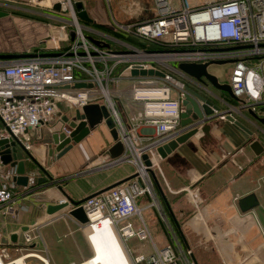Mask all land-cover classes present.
I'll return each mask as SVG.
<instances>
[{
  "label": "built area",
  "instance_id": "1",
  "mask_svg": "<svg viewBox=\"0 0 264 264\" xmlns=\"http://www.w3.org/2000/svg\"><path fill=\"white\" fill-rule=\"evenodd\" d=\"M47 1L55 12L49 16L54 21L64 20L60 17L63 11L54 10V5L67 7L74 30L66 32L65 27L60 28L62 36L50 35L44 41L45 50L35 57L0 61L3 124L0 139H18L30 150L31 130L46 127L51 134L61 132L71 136L74 129L64 121L60 106L68 104L79 110L91 104L105 106L125 147L115 163H131L137 176L85 201L82 204L88 218L85 227L91 232L107 222L122 243L130 264H195L191 250L184 252L177 245L160 248L152 238L143 217L146 209L143 200L149 199V206L157 208L162 217L164 212L150 171L161 172L159 147L208 120L182 126L185 112L182 102L189 95L188 84L214 93L209 86L203 87L180 71V64L231 63L233 69L227 85L241 106L236 109L216 96L219 104L227 107L225 115L233 116L234 110L248 111L264 120V0H209L191 8L182 0L181 9L171 7L168 0H152L154 8L144 18H141L144 14L141 0H125L127 15L137 19L126 25L113 16L111 5L116 0H102L113 20L105 26L110 34L82 26L72 0ZM52 29L56 28L51 25ZM86 32L92 36L85 35ZM116 34L134 41L123 40ZM135 70L162 72L164 77L135 76L132 74ZM122 83L130 85L127 91L112 90ZM76 84L93 87L77 89ZM118 97L140 106L131 127L122 120ZM142 123L151 124L157 130L156 138H149V144L145 145L135 137ZM58 125L59 129L54 130ZM145 156L150 166L146 165ZM16 177L14 169H4L0 162V214L4 217H16L21 210H27L17 202ZM185 192L198 209L193 190L186 188ZM67 201L62 199L58 204ZM134 218L138 219L139 226L133 224ZM23 239L22 245L10 246L14 257L8 247H0V264H28L30 259L50 264L47 250L42 247L39 226L30 227ZM131 240L142 246L148 244L149 250L143 249L134 255L128 245Z\"/></svg>",
  "mask_w": 264,
  "mask_h": 264
},
{
  "label": "crops",
  "instance_id": "2",
  "mask_svg": "<svg viewBox=\"0 0 264 264\" xmlns=\"http://www.w3.org/2000/svg\"><path fill=\"white\" fill-rule=\"evenodd\" d=\"M24 6V3L0 2V15H3L0 16V54H37L45 50L43 40L47 39L48 32L41 22L37 27L42 28L28 26V33L22 34L24 41L35 43L33 46H37V51L28 50L32 44L19 51L2 44L8 31H13L8 28L13 25L12 22L28 23L27 20H20L24 16L15 15L16 11L24 12ZM5 28L8 29L5 31ZM188 85V88L221 106L222 111H226L227 107L219 104L216 96L235 106V100V103L230 101L227 95L210 86L208 89L214 95L195 84ZM118 103L122 120L127 127H131L134 117L141 110L140 106L123 97ZM75 110L60 106L64 121L65 117L72 121ZM249 116L263 124L262 118L251 113ZM244 118L252 123L249 118ZM235 119L238 120V116ZM59 126L54 130H58ZM244 126L253 136L223 117L208 118L198 125L197 134L187 143L178 145L166 158H160L161 172H153L164 197L152 177L163 217L157 208L149 206V199L143 200L144 207L151 211L145 222L155 243L152 231L157 233L162 247L177 245L184 252L191 250L195 264H264V125ZM31 132L29 151L35 161H23L26 168L24 176L29 177V185L18 184L17 190V202L27 210H21L16 217L0 214V247H8L14 257L10 246L16 243L22 245L24 232L35 225L39 226L42 247L47 250L50 264H83L89 260L97 264H120L125 251L108 226L89 234L85 225L68 215L73 207L54 215L47 214V207L58 205L60 200L67 198L80 201L130 181L136 174L135 166L115 163L124 153V145L113 138L112 130L104 121L58 159L49 155L48 145L52 135L49 129L43 127ZM156 135V127L147 123H142L135 133L142 145L149 144V138L155 139ZM118 142L123 146V153L112 158L110 151ZM255 142L260 144L258 153L252 149ZM63 166L65 170L61 169ZM4 169H14L17 176L20 175L18 167L8 165ZM60 172L66 174L59 176ZM186 188L195 193L198 209L186 194ZM250 194L256 195L259 205L254 210L242 212L239 201ZM143 249L148 251L149 245H139L138 253ZM51 251L55 257L59 255L65 259L58 261L53 256L50 258ZM31 261L41 264L37 259L28 260V264Z\"/></svg>",
  "mask_w": 264,
  "mask_h": 264
},
{
  "label": "water",
  "instance_id": "3",
  "mask_svg": "<svg viewBox=\"0 0 264 264\" xmlns=\"http://www.w3.org/2000/svg\"><path fill=\"white\" fill-rule=\"evenodd\" d=\"M75 7L78 12V16L81 20L86 21V22L92 21L82 1L75 2ZM53 9L56 11L62 10L64 13L68 12L67 7L66 6L61 7L60 4H55ZM0 16H3V15H0ZM96 43L98 44V42ZM57 55L58 54H43L42 56H57ZM35 56L37 55L36 54H0V61L15 60L19 58L35 57ZM212 64L222 65L224 63H208V64H203V65L184 63V64H180L178 68L180 71L185 73L188 77L193 78L203 87L212 86L214 90L225 92L230 97H232L234 100H237L234 97L232 89L229 85L221 84L216 76L211 75L208 72V67ZM132 74L135 76L155 75L158 77H164V74L162 72H154V71H146V70H140V71L135 70L133 71ZM85 87L92 88L93 85L91 84L88 86L85 84L75 85V88L77 89H81ZM187 92L189 93V95H187L186 98L182 102V105L185 109V112L182 113V126H187L194 122L203 121L205 118L225 116V118L228 121L237 125L239 128L244 130L250 136H253V133L246 126H244L243 123H241L240 121H238L231 115H225V112L222 111L221 106L208 100L206 97H203L202 95L196 93L190 88H187ZM103 118L105 119L106 125L112 130L113 138L117 140L118 133H117V130L114 128V122L109 116V112L107 108L105 106L101 107L99 105H87L81 110L78 109L75 111V116L73 117L72 121H69V119L65 117V122L69 123L70 126L74 129L70 137H66V135L61 132L54 133L51 135V143L48 145L49 155L56 156V158L58 159L64 156L73 147L74 144H79L84 139H86L91 134L92 129H94L97 125L102 123ZM197 127L194 130L177 138L176 140L169 142L163 147H159L158 153L160 154L161 158H166L167 154H170L171 151H173L178 145L187 143L191 137L197 134L198 132ZM259 147H260V144L258 142H255L252 145V149L256 151V153H258ZM122 153H123V146L120 142H118L116 146L110 151L112 158L119 157ZM27 159L35 161L30 151L27 150L26 147L23 145V143H21L18 139H14L11 141L8 139H0V162H2L3 166L10 165L11 167H18V173L20 175L19 177H16L17 183L25 187L29 185V177L24 176L26 173V168H25V164L23 161ZM144 159L146 161V165L150 166L151 164L148 160V157L145 156ZM40 169H43V168H40ZM43 171L45 170L43 169ZM150 172L155 178L154 172L153 171H150ZM136 176L137 174L132 176L130 180L135 178ZM155 181H156V184L158 185L156 178H155ZM110 189H113V187ZM159 190L164 197V194L162 193L160 187H159ZM106 191H103L99 194L87 197L80 201H74L71 198H67L68 201L64 204L48 206L47 214L54 215L64 209L73 207L68 211V215L72 217L73 219H75L77 222H79L81 225H87L88 218H87L85 210L82 207V204L85 201H87L89 198L100 195ZM258 205H259V202L255 194H250L242 198L239 201V207L242 212H248V211L254 210L256 207H258Z\"/></svg>",
  "mask_w": 264,
  "mask_h": 264
},
{
  "label": "rangeland",
  "instance_id": "4",
  "mask_svg": "<svg viewBox=\"0 0 264 264\" xmlns=\"http://www.w3.org/2000/svg\"><path fill=\"white\" fill-rule=\"evenodd\" d=\"M74 3L77 2V1H82L84 3V6H85V9L88 13V15L90 16V19L92 20L91 22H94V24H92L91 22H86V21H83L79 18L78 16V12L76 10V7L74 5V8H75V11H76V14H77V17L79 18V22L82 26H86V27H90V28H94L96 29L98 26L102 25V26H109L110 23H113V20H112V16H111V13L109 12L108 8L104 5L103 1L102 0H72ZM142 1V9L144 10V14L143 16H141V18H144L148 13H151V11L153 10L154 8V3L152 0H141ZM209 0H186V5L191 8V7H194V6H198V5H203L205 4L206 2H208ZM2 3L6 2V3H9V4H14V5H20L21 3L25 4L26 6H24V12H20V11H16L15 15L16 16H21L24 18H19L20 20H27V24L25 23L23 25V23L21 22L20 24L16 23V22H12L13 25H10L8 28H11L13 31L12 32H9L8 31V34H7V38L6 40L8 39V42H6V40L2 41V44H8V46H11L10 49L14 50V51H19V49H23L24 47L32 44V43H27L26 41L23 40V36L22 34H24V32L28 33V26H35L36 28L40 29L42 27H37V25L39 24V22L43 23V27L47 30L48 32V36H47V39H44L43 41H46L48 40V38L50 37V35L52 36H62L63 34V31L60 29L62 27H65V31L66 32H70V31H73L74 30V27L72 26V16L69 12L67 13H64L63 12V15H61L60 17L63 18L64 20L61 21V20H58V21H54L53 19H51L49 16H53V13L55 14V12L49 7V3L47 0H3L1 1ZM40 2H43V4L47 5L48 6H44L43 4L40 5L39 3ZM169 4L171 7L175 8V9H181L183 7V3H182V0H168ZM112 12H113V16L115 17V19L121 23V24H130V23H133L135 22V20L137 19H134V18H131L127 15L126 13V9H127V2L125 0H116V1H113L112 2ZM12 7V6H10ZM40 12V13H39ZM44 12V13H42ZM14 13V12H13ZM21 13V14H20ZM43 14H46L44 16H42ZM43 17H41V16ZM49 15V16H47ZM41 18H40V17ZM94 20V21H93ZM38 21V22H37ZM40 23V24H41ZM15 24V25H14ZM51 25L53 27H55L56 29L55 30H50L51 28ZM39 26V25H38ZM8 28H5L4 30L6 31ZM2 29V28H1ZM0 29V30H1ZM105 30V29H104ZM106 30H109L106 28ZM103 31L105 33H108L110 34V32L108 31ZM31 33V32H30ZM87 36H92L91 33H88L86 32ZM34 36H36V33H34ZM33 36V38H34ZM125 38L122 37L123 40H128L127 36L123 35ZM35 45L32 44V47L29 48L28 50H30L31 52H35L38 50L37 46H33ZM49 45H53V44H49ZM8 46H3V47H8ZM38 46H41L38 45ZM118 50H122L121 48H119ZM7 54V53H5ZM172 65H175V64H172ZM177 66V65H175ZM232 69H233V65L231 63H227V64H222V65H218V64H212L208 67V72L211 74V75H214L217 77V79L219 80V82L221 84H227L230 82V79H231V74H232ZM130 85L127 84V83H122L120 85H117V86H113L112 87V90L113 91H116V90H121V91H126L127 89H129ZM120 101V97H118V99ZM101 102V100H100ZM102 103V102H101ZM119 104V103H118ZM91 105H99V106H103V105H100V104H91ZM237 105V106H236ZM241 106V104H238L237 102L235 103V108L238 109L239 107ZM71 109V110H74V107L73 106H70L68 104H64V109ZM78 110V109H76ZM75 110V111H76ZM72 112V111H71ZM72 115H73V112H72ZM233 116L234 117H237L238 116V120H240V122H242L243 124L245 125H263L262 123H260L257 119H253L251 116H249V113L248 111H242L241 113H239L238 111L234 110L233 112ZM247 117L249 118L252 123L244 118ZM246 119V120H245ZM245 120V121H244ZM105 121V119L103 118L102 120V123ZM250 122V124H247V123ZM115 126V125H114ZM32 131V130H31ZM29 132V135L31 136V133L32 132ZM61 168V167H59ZM62 170H65V167L63 166L61 168ZM62 172V171H61ZM59 174V176H62V175H65L66 173H61ZM66 172V171H65ZM145 204H143L144 206ZM148 208H146L143 212V217L144 219H148V215L151 211H148L147 210ZM132 222L135 226H139V221L137 218H134L132 219ZM89 231V230H88ZM90 234V232H88ZM153 235H154V238L156 240V243L158 245V247L162 248V246L160 245L158 239H157V233H155V231H152ZM132 253L134 255H137L138 254V248H139V245H141V243H139L138 241L136 240H131L129 241L128 243ZM52 254V255H51ZM55 257L53 252L51 251L50 252V258ZM125 253L123 252L122 254V262L120 264H127L126 263V259H125ZM58 261H61L60 259H65L59 255H56L55 257ZM35 261H31L30 264H34Z\"/></svg>",
  "mask_w": 264,
  "mask_h": 264
},
{
  "label": "bare ground",
  "instance_id": "5",
  "mask_svg": "<svg viewBox=\"0 0 264 264\" xmlns=\"http://www.w3.org/2000/svg\"><path fill=\"white\" fill-rule=\"evenodd\" d=\"M104 226H108L114 232L115 237H117V239L119 240V238H118L117 234L115 233L114 229L111 226H109V224L107 222H104L101 227H99L95 231H91V232L96 233L97 231H99L100 229H102ZM119 242H120V240H119ZM120 244L122 245L121 242H120ZM122 247H123V245H122ZM123 249H124V247H123ZM124 251H125V249H124ZM125 254H126V251H125ZM125 259H126V263L127 264H130L127 254H126ZM83 264H97V263L94 260H91V261L89 260V262H86V263H83Z\"/></svg>",
  "mask_w": 264,
  "mask_h": 264
},
{
  "label": "trees",
  "instance_id": "6",
  "mask_svg": "<svg viewBox=\"0 0 264 264\" xmlns=\"http://www.w3.org/2000/svg\"><path fill=\"white\" fill-rule=\"evenodd\" d=\"M92 24H94V22H91ZM96 29H98V30H100V31H105L106 30V27L105 26H102V25H100V26H98ZM105 29V30H104ZM107 32L109 31V30H106ZM110 33H111V31H109ZM118 37H123V38H125L122 34H116ZM126 39V38H125ZM129 41H134V39H132V38H127ZM123 68V67H122ZM122 68H120V70H122ZM210 87H212V86H210ZM228 96V98H229V100L230 101H232V102H234L235 103V101H234V99L232 98V97H230L229 95H227ZM263 125H264V122H263Z\"/></svg>",
  "mask_w": 264,
  "mask_h": 264
},
{
  "label": "flooded vegetation",
  "instance_id": "7",
  "mask_svg": "<svg viewBox=\"0 0 264 264\" xmlns=\"http://www.w3.org/2000/svg\"><path fill=\"white\" fill-rule=\"evenodd\" d=\"M222 94H223V95H228V94H227V93H225V92H222Z\"/></svg>",
  "mask_w": 264,
  "mask_h": 264
}]
</instances>
